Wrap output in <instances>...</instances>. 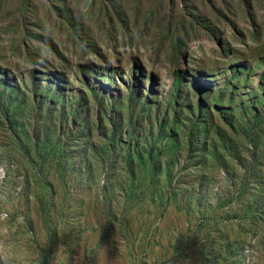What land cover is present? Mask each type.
Here are the masks:
<instances>
[{
    "label": "rangeland",
    "instance_id": "obj_1",
    "mask_svg": "<svg viewBox=\"0 0 264 264\" xmlns=\"http://www.w3.org/2000/svg\"><path fill=\"white\" fill-rule=\"evenodd\" d=\"M0 221L31 264H264V0H0Z\"/></svg>",
    "mask_w": 264,
    "mask_h": 264
},
{
    "label": "clouds",
    "instance_id": "obj_2",
    "mask_svg": "<svg viewBox=\"0 0 264 264\" xmlns=\"http://www.w3.org/2000/svg\"><path fill=\"white\" fill-rule=\"evenodd\" d=\"M0 264H31L27 245L17 241L15 229L7 221H0Z\"/></svg>",
    "mask_w": 264,
    "mask_h": 264
}]
</instances>
